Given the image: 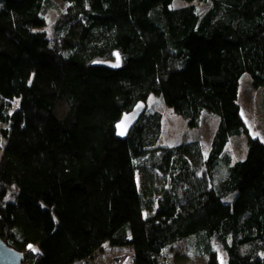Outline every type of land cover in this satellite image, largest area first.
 Returning a JSON list of instances; mask_svg holds the SVG:
<instances>
[{"label": "trees", "instance_id": "obj_1", "mask_svg": "<svg viewBox=\"0 0 264 264\" xmlns=\"http://www.w3.org/2000/svg\"><path fill=\"white\" fill-rule=\"evenodd\" d=\"M0 0V230L28 264H89L108 243L133 264H166L194 237L208 264H264V141L239 103L249 73L264 106V0ZM121 58L114 70L99 61ZM162 96L198 127L220 122L205 155L193 140L161 145L147 110L126 139L115 124ZM18 100V107L14 101ZM247 137L246 158L225 149ZM54 194L49 207L32 194Z\"/></svg>", "mask_w": 264, "mask_h": 264}, {"label": "rangeland", "instance_id": "obj_2", "mask_svg": "<svg viewBox=\"0 0 264 264\" xmlns=\"http://www.w3.org/2000/svg\"><path fill=\"white\" fill-rule=\"evenodd\" d=\"M58 9H51L47 14L48 26L46 30L51 32L55 23L66 8L67 3L64 0H54ZM190 4H195L199 12L207 10L209 4H198L188 0H174L171 7L179 8ZM18 100L14 101V107H18ZM147 112L160 111L163 114L162 137L159 143L161 145H179L193 140H199L204 145L205 155L208 156L211 151V143L218 129L220 117L218 114L204 110L201 115L198 127L189 125L187 119L177 114L172 108L168 107L162 96L151 95L148 100ZM239 103L242 115L250 128L254 137L264 141V106L262 103V90L253 86L252 78L249 73H244L241 77ZM2 150L6 140L0 136ZM248 151L247 137L244 135L233 136L225 153L232 157L233 162L246 158ZM32 194L39 197L43 203L49 207L54 206V194L42 190ZM194 237H189L177 241L165 253L166 264H208V256L199 254ZM221 264H228V254L220 244L215 243ZM134 250L128 246H111L108 243L103 245L96 256L89 261V264H133Z\"/></svg>", "mask_w": 264, "mask_h": 264}, {"label": "water", "instance_id": "obj_3", "mask_svg": "<svg viewBox=\"0 0 264 264\" xmlns=\"http://www.w3.org/2000/svg\"><path fill=\"white\" fill-rule=\"evenodd\" d=\"M97 65L109 67L111 69H118L121 67V58L116 54L114 61H99ZM147 110L145 101H139L135 104L131 111L122 115L121 119L115 124L117 136L121 139H126L131 129L141 119ZM25 253L16 250L9 246L1 236L0 230V264H28L25 262Z\"/></svg>", "mask_w": 264, "mask_h": 264}]
</instances>
